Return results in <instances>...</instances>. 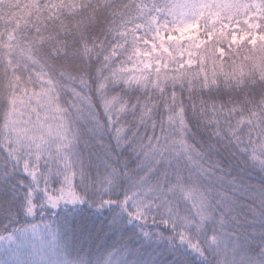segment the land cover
Segmentation results:
<instances>
[{
  "label": "snow or ice",
  "instance_id": "6c2138e0",
  "mask_svg": "<svg viewBox=\"0 0 264 264\" xmlns=\"http://www.w3.org/2000/svg\"><path fill=\"white\" fill-rule=\"evenodd\" d=\"M0 264H264V0H0Z\"/></svg>",
  "mask_w": 264,
  "mask_h": 264
},
{
  "label": "trees",
  "instance_id": "16d2710c",
  "mask_svg": "<svg viewBox=\"0 0 264 264\" xmlns=\"http://www.w3.org/2000/svg\"><path fill=\"white\" fill-rule=\"evenodd\" d=\"M195 130V129H194Z\"/></svg>",
  "mask_w": 264,
  "mask_h": 264
}]
</instances>
